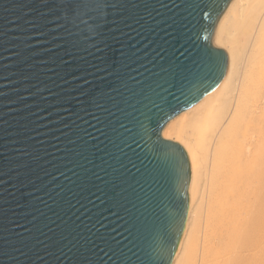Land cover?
Segmentation results:
<instances>
[{"label":"water","instance_id":"1","mask_svg":"<svg viewBox=\"0 0 264 264\" xmlns=\"http://www.w3.org/2000/svg\"><path fill=\"white\" fill-rule=\"evenodd\" d=\"M232 0H0V264H172L191 163L165 125L211 93Z\"/></svg>","mask_w":264,"mask_h":264},{"label":"bare ground","instance_id":"2","mask_svg":"<svg viewBox=\"0 0 264 264\" xmlns=\"http://www.w3.org/2000/svg\"><path fill=\"white\" fill-rule=\"evenodd\" d=\"M214 43L229 54L224 78L162 130L192 171L172 264H264V0H232Z\"/></svg>","mask_w":264,"mask_h":264},{"label":"snow or ice","instance_id":"3","mask_svg":"<svg viewBox=\"0 0 264 264\" xmlns=\"http://www.w3.org/2000/svg\"><path fill=\"white\" fill-rule=\"evenodd\" d=\"M201 2L202 0H192L189 6L199 8L201 7ZM69 7L74 12L92 15L94 12H99L101 6L98 0H74V3Z\"/></svg>","mask_w":264,"mask_h":264}]
</instances>
